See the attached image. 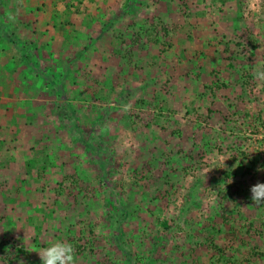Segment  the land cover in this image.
Wrapping results in <instances>:
<instances>
[{"label": "rangeland", "instance_id": "rangeland-1", "mask_svg": "<svg viewBox=\"0 0 264 264\" xmlns=\"http://www.w3.org/2000/svg\"><path fill=\"white\" fill-rule=\"evenodd\" d=\"M248 3L0 0V264H264Z\"/></svg>", "mask_w": 264, "mask_h": 264}, {"label": "clouds", "instance_id": "clouds-1", "mask_svg": "<svg viewBox=\"0 0 264 264\" xmlns=\"http://www.w3.org/2000/svg\"><path fill=\"white\" fill-rule=\"evenodd\" d=\"M259 3L260 0H249V10L256 12ZM253 75L257 80L264 81V70H257ZM250 192L254 205H264V183L257 182L251 186ZM36 252H38L42 264H76L75 249L71 243L56 241Z\"/></svg>", "mask_w": 264, "mask_h": 264}, {"label": "trees", "instance_id": "trees-1", "mask_svg": "<svg viewBox=\"0 0 264 264\" xmlns=\"http://www.w3.org/2000/svg\"><path fill=\"white\" fill-rule=\"evenodd\" d=\"M120 12V11H119ZM12 39V38H11ZM13 41V40H12ZM3 111V110H2ZM2 113V112H1ZM19 128V127H18ZM19 129H17V131L16 132H19L18 131ZM6 133L5 132H2V130H1V133H0V150H2L1 148H3L4 147V145H8V146H10L11 144V142H12V140H13V138H6ZM5 136V137H4ZM9 137H11V136H9ZM8 146H6V147H8ZM5 148V147H4ZM9 149V148H8ZM2 152V151H1ZM3 154V157L4 158H8L9 156H10V153H8V151H5V152H2Z\"/></svg>", "mask_w": 264, "mask_h": 264}, {"label": "crops", "instance_id": "crops-1", "mask_svg": "<svg viewBox=\"0 0 264 264\" xmlns=\"http://www.w3.org/2000/svg\"><path fill=\"white\" fill-rule=\"evenodd\" d=\"M22 48H25V45H22ZM23 55V54H22ZM24 61V60H23ZM31 69H33L32 67H31ZM14 75V74H13Z\"/></svg>", "mask_w": 264, "mask_h": 264}]
</instances>
